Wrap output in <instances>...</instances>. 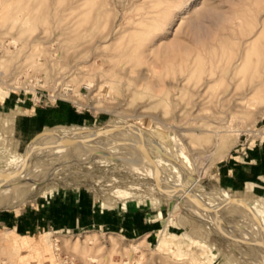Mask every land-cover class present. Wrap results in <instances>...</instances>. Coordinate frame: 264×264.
<instances>
[{
	"label": "rangeland",
	"instance_id": "rangeland-1",
	"mask_svg": "<svg viewBox=\"0 0 264 264\" xmlns=\"http://www.w3.org/2000/svg\"><path fill=\"white\" fill-rule=\"evenodd\" d=\"M23 91L32 105L66 103L49 129L90 130L23 176L35 148L20 155L0 139V190L27 179L0 191V214L88 191L109 209L157 203L163 228L145 238L0 225V264H264V216L225 209L264 213L261 197L213 191L221 161L264 141V0H0V93ZM161 237L172 244L157 248Z\"/></svg>",
	"mask_w": 264,
	"mask_h": 264
},
{
	"label": "crops",
	"instance_id": "crops-1",
	"mask_svg": "<svg viewBox=\"0 0 264 264\" xmlns=\"http://www.w3.org/2000/svg\"><path fill=\"white\" fill-rule=\"evenodd\" d=\"M0 96L2 146L20 155L33 151L44 131L50 128L51 121L57 117L66 118L69 112L56 111L67 109L66 103L37 106L25 103L24 98L16 95L0 93ZM69 116L73 118L71 110ZM214 181L216 188L213 191L229 197H261L256 199L264 202V141L242 146L221 161L215 169ZM161 220L163 211L157 203H128L124 208L120 205L109 209L99 205L88 191L63 193L47 205L37 204L18 215L0 214V225L11 232L25 234L46 229L73 232L86 228H112L129 237L143 235L149 238L162 230Z\"/></svg>",
	"mask_w": 264,
	"mask_h": 264
},
{
	"label": "bare ground",
	"instance_id": "bare-ground-1",
	"mask_svg": "<svg viewBox=\"0 0 264 264\" xmlns=\"http://www.w3.org/2000/svg\"><path fill=\"white\" fill-rule=\"evenodd\" d=\"M258 31H259V29H258ZM259 36H260V34L256 35L251 41L249 40L250 42L246 43L245 56L250 51L251 46L257 41V39L259 38ZM237 60H238V58H237ZM243 61L244 60H241L240 66L243 64ZM15 78L16 79L11 84H9V88L11 87L10 85H12L13 89L14 88L16 89V87L20 85V83L18 82L19 81L18 80V76L17 77L15 76ZM68 91H69L68 89L64 88V95L68 94L67 93ZM1 99H2V96H0V101H1ZM89 130L90 129H84V128H80L78 126H72V127L59 126V127L54 128V129H46L44 131V133L42 134V136L40 137V139H39V141H38V143H37V145L35 147L33 156L29 160L30 161L29 164H28L29 166H26L24 164H21V166L18 168L19 170H18L17 175L24 174V172L28 168H30L32 165H38V163L42 162L43 153L46 152V151H48L50 148H55V147H59L60 148V147H62V149H64L63 146H66L67 144H70L71 143L70 140H73L75 138H78V137L82 136L83 132H86V131H89ZM219 134H220V132H215L214 133V135L216 137L215 142H218L219 139H217V138L219 137ZM255 134L257 136H264V129L258 130V132L255 133ZM228 151H229V149H226L224 152H222L218 156V159L223 158L226 154H228ZM30 163H31V165H30ZM158 173L159 172H157L156 174L158 175ZM144 176H145V174H144ZM26 180L27 179H25V180L23 179L19 185L12 186L11 189H9L7 187L9 184H5V185H3V187L1 188L0 191H2V193H4V192L10 191V190H12L13 188H16V187H22V185L24 184V182H26ZM12 192H15V191H12ZM3 204H6V203L5 202H0V205H3ZM172 209H174V207H172ZM225 209H226V211L229 214H231V215H233L235 217L238 216V217H242V218L257 219L259 217L262 218L264 216V213H262L260 211H257V212H248V211H245L246 209H244L243 207H241V208L237 207L236 208L235 205L232 206L231 204H226L225 205ZM169 224H170L169 221H167V220L164 221V231H168ZM9 233H12V232H9ZM174 239H176V238H174ZM171 244H172V242H171V240L169 238L161 237L159 239V243H158V247L157 248H160V247H163V246H169ZM137 248H138V245L133 247L134 250H136Z\"/></svg>",
	"mask_w": 264,
	"mask_h": 264
},
{
	"label": "built area",
	"instance_id": "built-area-1",
	"mask_svg": "<svg viewBox=\"0 0 264 264\" xmlns=\"http://www.w3.org/2000/svg\"><path fill=\"white\" fill-rule=\"evenodd\" d=\"M18 80H19V78H18ZM35 83V82H37V79L36 78H33L32 76H29L28 78H27V80H26V85H27V87L30 85L29 83ZM30 96L31 97V99H29V100H33V95L31 94V93H28V92H26V91H23V98L25 99L26 98V96ZM27 99V98H26ZM56 100H54V102H55ZM39 102V101H38ZM61 263L62 264H72V262H71V260H69V259H67V258H64V259H62L61 260Z\"/></svg>",
	"mask_w": 264,
	"mask_h": 264
}]
</instances>
